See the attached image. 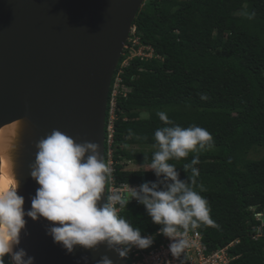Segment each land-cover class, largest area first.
Wrapping results in <instances>:
<instances>
[{
  "label": "trees",
  "instance_id": "1",
  "mask_svg": "<svg viewBox=\"0 0 264 264\" xmlns=\"http://www.w3.org/2000/svg\"><path fill=\"white\" fill-rule=\"evenodd\" d=\"M132 26L131 38L158 57L125 63V49L114 73L130 88L116 97L117 181L159 182L154 172H144L156 150L154 133L165 126L158 111L181 127L206 129L214 147L200 154L194 179L205 189L200 194L217 227L197 229L210 247L239 240L229 264H264V226L253 237L259 224L253 214L264 212V154L256 156L264 151V0H145ZM192 158L169 161L182 181L191 177L183 166ZM120 215L142 235L162 227L138 202Z\"/></svg>",
  "mask_w": 264,
  "mask_h": 264
},
{
  "label": "water",
  "instance_id": "2",
  "mask_svg": "<svg viewBox=\"0 0 264 264\" xmlns=\"http://www.w3.org/2000/svg\"><path fill=\"white\" fill-rule=\"evenodd\" d=\"M144 1L0 0V129L15 125L12 170L26 211L40 187L30 175L36 144L53 130L97 143L105 159L109 90ZM25 219L28 235L21 234L19 247L34 264H84L83 256L97 264L104 255L128 264L105 245L69 254L47 234V220Z\"/></svg>",
  "mask_w": 264,
  "mask_h": 264
},
{
  "label": "clouds",
  "instance_id": "3",
  "mask_svg": "<svg viewBox=\"0 0 264 264\" xmlns=\"http://www.w3.org/2000/svg\"><path fill=\"white\" fill-rule=\"evenodd\" d=\"M201 99L208 97L202 95ZM156 115L165 126L154 133L156 150L144 172H154L158 183L145 182L139 186L126 183L109 192L112 170L102 159L97 143H76L59 130L40 139L30 172L40 187L31 199L30 209L25 210V199L17 194V180L11 186L0 188V264H6L5 257H8L7 264H34L35 258L19 247L21 234L28 235L26 216L33 221L47 220L50 223L47 234L69 254L77 246L95 251L105 245L120 259L126 258L133 248L145 250L154 243L153 236H142L139 227L120 215L131 201L143 205L152 222L162 226L159 234L170 240L169 251L176 259L191 247L190 230L201 225L217 227L210 216L209 202L200 194L205 189L203 185L197 186L194 179L199 176L195 165L200 154L214 147L212 135L194 124L181 127L164 111ZM15 149L12 138H0V158L7 159L10 168L13 166L11 153ZM190 154L193 158L183 169L185 172L190 169L191 177L189 181H182L176 165L169 161H179ZM105 191L106 203L101 206L99 202ZM253 215L259 221L253 237L258 238L262 235L264 212L255 211ZM81 259L88 264V256ZM97 264H114V261L104 255Z\"/></svg>",
  "mask_w": 264,
  "mask_h": 264
},
{
  "label": "built area",
  "instance_id": "4",
  "mask_svg": "<svg viewBox=\"0 0 264 264\" xmlns=\"http://www.w3.org/2000/svg\"><path fill=\"white\" fill-rule=\"evenodd\" d=\"M134 33V28L132 29ZM126 45L128 49L127 59L140 57L149 59L158 57L150 46L141 45L138 38H129ZM130 90L123 85L122 79L117 75L114 79L109 107L106 112L105 121V160L106 165L112 170V182L108 185V191H114L122 188L126 183H119L116 178V161L113 158L114 153V122L117 116L116 97L119 94L125 95ZM108 194V193H107ZM107 197V196H106ZM122 211V210H121ZM121 213V212H120ZM142 236H153V245L145 250L133 248L126 257L129 264H229L236 256L231 254L230 248L238 242L231 241L225 246L210 247L198 229L190 230L188 238L191 241L189 247L180 259L173 258L169 251L170 240L159 234H146Z\"/></svg>",
  "mask_w": 264,
  "mask_h": 264
},
{
  "label": "bare ground",
  "instance_id": "5",
  "mask_svg": "<svg viewBox=\"0 0 264 264\" xmlns=\"http://www.w3.org/2000/svg\"><path fill=\"white\" fill-rule=\"evenodd\" d=\"M128 39H129V37H128ZM126 43H127V41H126ZM124 51H125V48L123 50V53H124ZM123 53H122V55H123ZM126 57H128V54L126 55ZM131 59H133V58H131ZM127 61H129V59H126L125 63ZM114 73H115V71H114ZM113 78L115 79L114 74H113ZM113 78H112V82H111L112 84H111V87H110V90H109V95H108L107 109L109 107L110 96H111L112 86H113V82H114ZM105 121H106V118H105ZM14 133H15V125L13 123L9 124V125H6V126H4V127H2L0 129V138H11L12 135H14ZM0 159H1L0 188H4V187L11 186V184L15 183L16 180L14 178L12 167L11 168L9 167V161L7 159H5V158H0Z\"/></svg>",
  "mask_w": 264,
  "mask_h": 264
},
{
  "label": "rangeland",
  "instance_id": "6",
  "mask_svg": "<svg viewBox=\"0 0 264 264\" xmlns=\"http://www.w3.org/2000/svg\"><path fill=\"white\" fill-rule=\"evenodd\" d=\"M262 154H264V151H261L260 153L256 154V156L258 157V156H261ZM131 166H134V164H131ZM251 208L252 210L254 209V207H251Z\"/></svg>",
  "mask_w": 264,
  "mask_h": 264
},
{
  "label": "flooded vegetation",
  "instance_id": "7",
  "mask_svg": "<svg viewBox=\"0 0 264 264\" xmlns=\"http://www.w3.org/2000/svg\"><path fill=\"white\" fill-rule=\"evenodd\" d=\"M5 260H6V264H7V257H5Z\"/></svg>",
  "mask_w": 264,
  "mask_h": 264
}]
</instances>
